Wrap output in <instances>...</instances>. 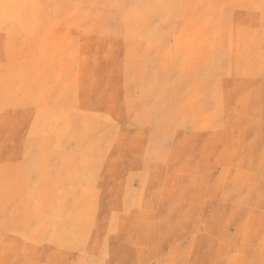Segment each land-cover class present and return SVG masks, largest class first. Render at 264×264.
Listing matches in <instances>:
<instances>
[{
    "label": "rangeland",
    "instance_id": "obj_1",
    "mask_svg": "<svg viewBox=\"0 0 264 264\" xmlns=\"http://www.w3.org/2000/svg\"><path fill=\"white\" fill-rule=\"evenodd\" d=\"M0 264H264V0H0Z\"/></svg>",
    "mask_w": 264,
    "mask_h": 264
}]
</instances>
